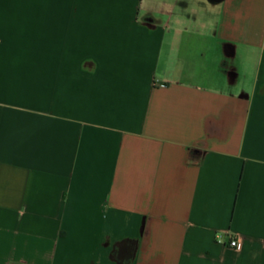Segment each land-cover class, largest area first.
I'll return each mask as SVG.
<instances>
[{
  "label": "crops",
  "instance_id": "1",
  "mask_svg": "<svg viewBox=\"0 0 264 264\" xmlns=\"http://www.w3.org/2000/svg\"><path fill=\"white\" fill-rule=\"evenodd\" d=\"M0 264H264V0H0Z\"/></svg>",
  "mask_w": 264,
  "mask_h": 264
},
{
  "label": "built area",
  "instance_id": "2",
  "mask_svg": "<svg viewBox=\"0 0 264 264\" xmlns=\"http://www.w3.org/2000/svg\"><path fill=\"white\" fill-rule=\"evenodd\" d=\"M230 245L237 250H242L243 248V240L240 237H234L230 240Z\"/></svg>",
  "mask_w": 264,
  "mask_h": 264
}]
</instances>
